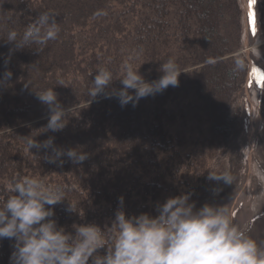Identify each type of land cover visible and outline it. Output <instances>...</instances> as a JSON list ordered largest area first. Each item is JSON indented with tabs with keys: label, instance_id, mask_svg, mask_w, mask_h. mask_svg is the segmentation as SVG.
Returning a JSON list of instances; mask_svg holds the SVG:
<instances>
[{
	"label": "trees",
	"instance_id": "1",
	"mask_svg": "<svg viewBox=\"0 0 264 264\" xmlns=\"http://www.w3.org/2000/svg\"><path fill=\"white\" fill-rule=\"evenodd\" d=\"M43 13L55 20L56 38L42 28L28 48L15 50L9 33L20 40ZM241 17L238 0H0V201L14 195L9 189L23 177L62 186L64 200L52 206L51 219L73 235V225L107 230L121 208L129 216H155L157 204L183 193H192L199 209L212 187L225 183L210 174L237 179L240 172L239 98L249 70L239 51ZM256 21L264 54V0ZM169 59L181 72L179 85L135 106H121L115 95L89 96L99 68L113 73L119 89L125 65L152 82ZM52 88L72 108L60 131L46 129L49 109L36 95ZM261 107L254 156L264 170V88ZM50 137L87 159L50 163L51 149H29V141ZM260 216L263 233L253 238L264 248ZM105 240L111 245L110 232ZM14 245L0 240V264H10Z\"/></svg>",
	"mask_w": 264,
	"mask_h": 264
},
{
	"label": "clouds",
	"instance_id": "2",
	"mask_svg": "<svg viewBox=\"0 0 264 264\" xmlns=\"http://www.w3.org/2000/svg\"><path fill=\"white\" fill-rule=\"evenodd\" d=\"M46 29L48 39H55L58 29L49 13L41 14L33 26L17 40L10 32L8 42L15 50L28 48ZM140 69V68H139ZM139 69L124 66L119 79L122 87L113 88V73L99 68L89 96L115 95L121 106L139 103L140 99L155 95L169 86L179 85V69L174 60L162 63L159 79L148 82ZM11 71L5 72L10 79ZM39 101L49 109L47 130L60 131L66 127L72 108H65L52 89L36 92ZM29 149H51L45 158L56 163L67 156L73 163H82L87 153L78 149H63L50 137L43 143L29 141ZM230 183V177H216ZM14 195L0 201V240H15L10 264H264V248L237 225L225 206L205 203L199 209L191 201L192 193L169 197L156 206L157 215L142 213L129 216L122 208L115 214L110 228L102 230L96 224L73 225L75 234L58 227L52 206L64 200L62 186H46L35 177H23L9 189ZM123 197L120 203L123 204ZM70 210H74L71 206ZM111 234L109 245L106 234ZM107 248L106 254L98 250Z\"/></svg>",
	"mask_w": 264,
	"mask_h": 264
},
{
	"label": "bare ground",
	"instance_id": "3",
	"mask_svg": "<svg viewBox=\"0 0 264 264\" xmlns=\"http://www.w3.org/2000/svg\"><path fill=\"white\" fill-rule=\"evenodd\" d=\"M239 2L243 12L242 46L245 56L250 61L248 80L241 93L242 99L245 100V104L244 102L243 104L244 106L246 105V130L244 139H241L242 141L240 142V145L243 142V170L245 174L235 192L231 195L226 208L231 215V212L235 208L242 207V215L236 220V224L242 227L243 223L254 215L264 203V176L251 153L255 130L259 120L261 94L264 88V57L257 49V44L260 42L258 31L255 35L251 32L248 0H239ZM253 173L257 175L262 185L261 190L255 196H252L249 189L250 177Z\"/></svg>",
	"mask_w": 264,
	"mask_h": 264
},
{
	"label": "rangeland",
	"instance_id": "4",
	"mask_svg": "<svg viewBox=\"0 0 264 264\" xmlns=\"http://www.w3.org/2000/svg\"><path fill=\"white\" fill-rule=\"evenodd\" d=\"M238 3H239V7L241 8L239 0H238ZM242 15H243V12H242ZM241 23H242V17H241ZM257 31H258V27H257ZM241 36H243V24H242ZM258 36H259L260 42L257 44V49L259 50V52L264 57V54L261 50V45L263 44V40L261 39V37L259 35V31H258ZM239 51L244 54L243 46H241V49ZM248 61H249V59H248ZM249 66H250V61H249ZM248 75H249V70H248ZM248 75L246 78V82L248 80ZM246 82L244 84V87L246 85ZM244 87H243V89H244ZM241 93H242V91H241ZM241 93H240L239 101H240L241 106L243 108V120H242L243 131H242V137H241V139L243 140L244 136H245V130H246V120H245L246 105L244 106L245 100L242 99ZM243 102H244V104H243ZM258 117H259V120L257 122V127L255 130V136H254V140L252 143L251 153H252V157L254 158L255 162L257 163L258 167L260 168V170L262 171L263 176H264V170L261 167V165L257 162V159L254 156V150L256 149L255 145H256V140H257V132L261 126L262 117H263L261 101H260V106H259ZM242 144H243V142L241 143L240 172H239L237 179H230V183L225 182L222 184H215L212 187L211 191L208 193V195L199 201V208L202 207L205 203H209V204H212L214 206H225V207L228 206L231 195L235 192L240 180L242 179L243 175L245 174V172L243 170V148H242L243 145ZM261 188H262V185H261V182H260L259 178L257 177V175L255 173L251 174L249 189H250L252 196H255V194L258 193L261 190ZM263 212H264V203L262 204L260 209L254 215H252L247 221H245L243 223L242 227H244L248 230V234L251 237L261 236L263 233V228L261 227V224H262L261 223V216H260ZM231 215H232L233 221L236 223V220L239 219V217H241V215H242V207L239 206V207L235 208L231 212Z\"/></svg>",
	"mask_w": 264,
	"mask_h": 264
},
{
	"label": "snow or ice",
	"instance_id": "5",
	"mask_svg": "<svg viewBox=\"0 0 264 264\" xmlns=\"http://www.w3.org/2000/svg\"><path fill=\"white\" fill-rule=\"evenodd\" d=\"M258 2L259 0H248L250 27L253 35L257 33L256 6L258 5Z\"/></svg>",
	"mask_w": 264,
	"mask_h": 264
}]
</instances>
